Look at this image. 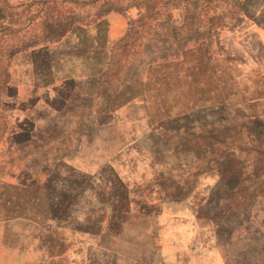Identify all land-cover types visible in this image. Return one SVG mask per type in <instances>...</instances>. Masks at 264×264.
Segmentation results:
<instances>
[{
	"label": "rangeland",
	"instance_id": "1",
	"mask_svg": "<svg viewBox=\"0 0 264 264\" xmlns=\"http://www.w3.org/2000/svg\"><path fill=\"white\" fill-rule=\"evenodd\" d=\"M92 1L6 0L11 24L8 36L28 45L13 53L10 90L7 95L0 93V110L5 108L9 114L0 116V208L20 206L32 214L59 201L64 207L44 232L31 222H0V264H24L46 255V235L51 233L61 240L60 231L67 237L65 244L76 238L84 240L74 252L66 253L64 264H264V191L253 195L247 221L242 220L244 215L228 212L226 189L218 185V172L212 167L201 172L188 164L191 158L170 155L156 134L163 124L179 117H162L154 110L166 86L172 85V73H185L187 67L197 77L209 70L224 83L225 90L234 87L228 78H241L238 87L246 94H262L264 0H231L244 12H239L228 26L211 32L209 38L202 35L203 30L172 39L164 31L152 37L145 28L136 33L134 50L139 54L131 56V79L125 82L131 85L127 88L130 98L107 113L96 114L92 128L87 129L84 121L78 127L75 116L80 113V100L88 102L90 96L86 95L101 84V77L92 75L109 65L113 51L103 37L115 42L125 35L142 8L124 5L122 10L101 11L99 16L104 15L106 27L103 35L91 24L98 15L95 6L101 1ZM167 1L150 3L164 6ZM179 2L185 5V0ZM180 10V6L173 10L175 26ZM58 18H67L71 27L65 37L46 45L44 38L50 35L47 30H54ZM33 41L36 45H30ZM232 66H241L244 72L236 75L229 70ZM157 80L165 89L154 90ZM145 83L151 89L143 96L138 87ZM56 94H71L74 104L61 120L60 113L48 104ZM121 98L124 100V96ZM196 108L198 113L201 108ZM26 116H33L40 128L61 136V155L51 150L34 161L31 155H19L20 147L16 139L10 140V134ZM52 118L56 119L54 124ZM69 141L72 143L67 147ZM9 144L11 149L6 152ZM53 160L52 173L49 167ZM170 175L178 180L180 176L187 178L191 186L179 188ZM45 179L51 180L44 188ZM125 179L130 181L129 187L138 184L136 192L130 194L126 212L120 208V183ZM216 205H220V218L228 216L217 229L208 220ZM102 212L100 233L96 234V217ZM113 215L117 221L110 227ZM75 222L88 228H74Z\"/></svg>",
	"mask_w": 264,
	"mask_h": 264
},
{
	"label": "trees",
	"instance_id": "2",
	"mask_svg": "<svg viewBox=\"0 0 264 264\" xmlns=\"http://www.w3.org/2000/svg\"><path fill=\"white\" fill-rule=\"evenodd\" d=\"M99 1L101 3L95 6V12H98V15L91 21V24L98 28L103 35L106 34V27L104 15L99 16L101 11L105 12L110 8L122 10L124 5H136L142 8L137 18L128 26L125 35L115 42L110 41L105 35L103 37L106 42L109 41V46L113 51L109 65L102 72L92 75L91 78L100 76L101 84L93 92L86 95V97L90 96L88 102L85 99L80 100V104L77 105L80 113L78 112L79 114L75 116L78 120L77 124L84 121V126H87V129L92 128L96 114L107 113L113 107L125 103L130 98L131 92L127 88L131 85H127L125 82L131 79L128 75V70L132 64L130 62L131 56L139 54V50H134L133 37L136 33L139 34L145 28L152 33L147 32V35L152 37L164 31V35L171 36L172 39L179 36L178 34L190 36L196 34L198 30H203L202 35L209 38L211 32L214 33L218 27L221 29L228 26L239 12H244L242 7L231 0H200L199 3L185 0V5L181 4L179 0H168L164 6L152 5L150 2L154 0H93L92 3ZM219 4L223 5L219 6ZM178 6L181 8V17L178 18V24L175 26L173 25V10ZM6 9H8L6 0H0V93L7 95L10 90L8 83L11 84L10 80L13 74V53L17 49L24 50L28 44L8 36L11 24ZM159 14L160 16H157ZM57 20L59 24L54 30L51 28L47 30L50 35L44 38L46 45L54 42L52 39L59 41L63 35L65 37L67 35L65 31L71 27V22L69 23L67 18H58ZM30 45H36V42L33 41ZM238 69L240 74L244 72L243 67L240 66ZM186 70L185 73H172V85L170 88L168 85L166 86L167 91L161 93L162 99L159 98L154 105V110H157L156 113L158 114L161 112L162 117H179L174 122L163 124L162 127L155 126L156 128L160 127L156 130V134L161 136L162 143L167 146L170 155H175L179 159L191 158L192 160H189L188 164H193L194 169L197 168L201 172L209 167L216 170L219 174L218 185H223V189H226L224 198V202L227 203L226 210L244 215L242 220L247 221L253 195L259 191H264V92L254 96L250 95L249 100L246 101L247 108L234 107L227 100L232 90L228 87L225 90L226 86L218 78H215V74L208 70L200 73L201 75L197 77L198 75L194 76L193 69L187 67ZM155 84L157 86L154 90L165 89L160 87L163 83L159 80ZM149 89L151 88H147L146 83L143 87H138L140 95L143 96L145 91ZM121 95L124 96V100ZM71 98V94L68 97L56 94L53 100L48 102L51 109L60 113V120L70 111V108L74 107ZM94 99H96L95 104ZM57 101L61 105H58ZM206 105H210V108H203ZM195 107L197 110L201 108L198 113H196ZM8 115L5 108L0 110L1 117L6 118ZM186 117H190V119L188 120ZM33 118V116H26L24 121L15 124L12 132L10 131V137H12L10 140L16 139L17 146L21 149H19V155H31L33 161L51 150L61 155L60 147L63 144L61 136L48 132L46 128H40L35 124ZM191 119L192 121H190ZM55 122L56 119L52 118V123ZM80 125L79 123L78 127ZM71 143L72 141H69L66 146L70 147ZM10 149L11 145L9 144L5 150L9 152ZM55 160L50 163L51 167H49L52 173L55 168ZM44 166L47 170L46 163ZM170 176L171 179L177 181L173 184L179 188L186 190L191 186L190 181L183 176H180L179 180L176 179V172L175 176ZM50 180L45 179L44 188L50 183ZM136 185L138 184L129 187L120 183L123 188L122 206L120 208L125 212L130 209V194L132 191L136 192ZM121 187L116 186L117 189H121ZM146 189L147 187H145ZM214 190L216 187L213 192ZM47 192L50 191L47 190ZM54 204L52 203L49 207L46 206L39 213L34 212L32 214L27 213L20 206L13 207L12 210L3 207L0 208V222L13 220L31 222L35 226H40V232H44L45 227L50 225V220L55 222L56 217H60V209L64 207L61 201L56 206ZM219 206L216 205L218 208L208 216L209 222L215 223L216 229L224 225L228 217L220 218ZM56 208L58 212H56ZM102 214L103 212L96 217L98 221L94 225L96 226V229L94 228L96 234L100 233L99 221ZM223 218L225 221L222 220ZM115 219L116 215L110 216V227H114L116 224L117 219ZM74 228H82V231H86L85 228H88V225L75 222ZM52 235L51 233L46 235L44 245L47 254L44 258L40 259V254L34 261L24 264H58L59 262L62 264L64 261L66 262L64 259L67 251L66 244Z\"/></svg>",
	"mask_w": 264,
	"mask_h": 264
},
{
	"label": "water",
	"instance_id": "3",
	"mask_svg": "<svg viewBox=\"0 0 264 264\" xmlns=\"http://www.w3.org/2000/svg\"><path fill=\"white\" fill-rule=\"evenodd\" d=\"M229 70H233V73L234 74H236V75H238V74H240V70L238 69V68H236V67H230L229 68ZM230 81H231V83H232V85L234 86L232 89V92L230 93V95L228 96V103L230 104V105H232V106H234V107H236V106H238V107H241V108H247V100H249V98H250V95H248V94H246L244 91H243V89L242 88H239L238 87V85L240 86V82L242 81V79L241 78H239V80L238 81H236L235 79H231V78H228ZM126 151V150H125ZM125 151L123 152V153H125ZM122 153V154H123ZM121 155V154H120ZM117 156H119V155H117ZM118 159H120L119 157H118ZM123 181V180H122ZM123 184L125 185V186H128L129 184H130V181H128V180H124L123 181ZM64 232H62V231H60V239H61V241H65L66 240V236L63 234ZM81 242H84V240H80V239H78V238H76V240L75 241H69V242H67L66 243V246H67V254L68 253H72V252H74L75 251V246L76 245H78V244H80ZM44 254H41L40 256H39V258L40 259H43L44 258ZM66 258V257H65ZM70 262V261H69ZM70 263H72V261L70 262Z\"/></svg>",
	"mask_w": 264,
	"mask_h": 264
}]
</instances>
